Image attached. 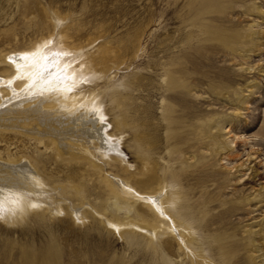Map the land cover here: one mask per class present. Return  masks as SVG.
I'll return each instance as SVG.
<instances>
[{
  "label": "rangeland",
  "instance_id": "obj_1",
  "mask_svg": "<svg viewBox=\"0 0 264 264\" xmlns=\"http://www.w3.org/2000/svg\"><path fill=\"white\" fill-rule=\"evenodd\" d=\"M38 48L37 55L61 54L53 71L70 63L86 73L75 94L98 101V124L119 152H102L104 164L94 165L83 152L59 155L47 138L37 144L0 129V160L28 159L45 187L38 196L22 192L32 206L14 221L0 216V264L26 256L31 264H150L147 236L119 234L109 223L128 218L111 205L108 176L141 178L144 148L137 143L146 144L144 137L154 140L158 169L175 156L186 171L185 198L211 223L202 237L238 242L232 264H264V0H0L4 97L16 69L8 57ZM165 63L177 91L162 83ZM25 83L13 81L18 90ZM163 105L176 120L169 132ZM198 245L201 253L205 244ZM219 259L215 253L209 261Z\"/></svg>",
  "mask_w": 264,
  "mask_h": 264
},
{
  "label": "bare ground",
  "instance_id": "obj_2",
  "mask_svg": "<svg viewBox=\"0 0 264 264\" xmlns=\"http://www.w3.org/2000/svg\"><path fill=\"white\" fill-rule=\"evenodd\" d=\"M209 4L211 5L210 2ZM206 32L211 38L217 36V33L208 28ZM234 41L235 39H225L224 44L234 48ZM44 56L38 54L35 57L16 59V63L22 65V73L25 75L21 77L26 78V83L19 90L13 83L11 87L6 85L8 97H4L0 91V129L26 133L37 144L43 143L47 138L59 155L79 157V153L83 152L82 155L94 165L104 164L99 162L104 159L100 154L102 152L106 154L110 150L119 152V146L106 134L105 125L98 124L100 116L98 101L94 97L81 101L75 94L78 80L86 73L77 71L69 63L66 64L68 72L61 76L60 73L66 71V67L61 71H53L54 61H60L61 55L50 63L43 59ZM57 65L60 66L61 62ZM166 65L165 63L162 66L164 75L162 83L168 84V89L177 91L178 80L170 78L173 71H170ZM176 72L179 71L176 69ZM45 73L47 75H44ZM41 76L44 78L41 79ZM32 78L34 83L25 87ZM67 88L72 90L67 91ZM161 103H164V98ZM169 108L163 105V112L166 111L164 119H168V132L171 131V123L176 121L171 118L172 110ZM124 112L117 122L121 127L127 123V115ZM144 138L146 144L142 141L137 143L139 148H144V151L139 153L144 161L141 178L135 183H130L129 180L108 176L114 193L111 205L116 211L123 210L128 218L124 221L112 219L109 223L119 234L147 236L152 248L150 264H232L235 248L239 243L230 242L232 245L224 246L220 238L207 240L202 237L201 232L210 230L211 223L208 219L197 216L185 198L183 179L186 171L179 172L178 166L175 165L178 161L175 156L164 164L159 163L161 169H158V162L152 155L155 149L154 140L150 137ZM227 148L232 150L229 144ZM177 151L175 147L167 149L169 157ZM43 191H45L43 179L37 167L28 159L0 160L2 219L8 222L14 221L18 210L32 206L30 198L24 197L22 192H32L38 196ZM141 204L145 206L142 211L139 209ZM147 214L151 218H148ZM201 241L203 245L205 244L202 250L208 258L203 257L202 250V254L197 250ZM215 253L220 259L210 262L209 259H214ZM32 261H34L33 257L26 256L22 257L20 264H31ZM100 261L101 264L105 263L104 259Z\"/></svg>",
  "mask_w": 264,
  "mask_h": 264
},
{
  "label": "snow or ice",
  "instance_id": "obj_3",
  "mask_svg": "<svg viewBox=\"0 0 264 264\" xmlns=\"http://www.w3.org/2000/svg\"><path fill=\"white\" fill-rule=\"evenodd\" d=\"M48 43H51V41H48L46 42V45ZM45 45V47H46ZM39 51V48L36 50V51H33V52H25V53H22L21 56L22 57H35L37 55V52ZM61 54L60 53H51L50 55H45L43 57V59L46 61V62H51L55 59H57ZM9 61L16 64V69H15V75H13L10 79H8L7 81V85L9 87L12 86V83L14 80L20 78L22 75H25V73H22V65L16 63V58L15 56H10L8 57ZM44 75H47V73H45ZM61 76H63V71L61 72ZM44 77L41 76V79H43ZM64 79H67V77H64ZM4 83V79L3 77H0V84H3ZM34 83V78L30 79L29 80V84H26L25 87H29L31 86L32 84ZM67 91H71L72 89L71 88H67L66 89ZM103 119V117H101ZM163 214V213H162Z\"/></svg>",
  "mask_w": 264,
  "mask_h": 264
}]
</instances>
